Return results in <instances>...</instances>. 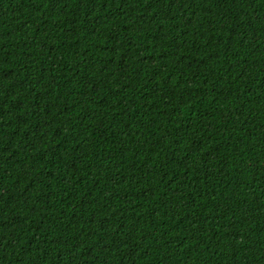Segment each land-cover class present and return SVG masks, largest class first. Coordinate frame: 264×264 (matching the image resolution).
Wrapping results in <instances>:
<instances>
[{
	"label": "trees",
	"instance_id": "1",
	"mask_svg": "<svg viewBox=\"0 0 264 264\" xmlns=\"http://www.w3.org/2000/svg\"><path fill=\"white\" fill-rule=\"evenodd\" d=\"M0 264H264V0H0Z\"/></svg>",
	"mask_w": 264,
	"mask_h": 264
}]
</instances>
